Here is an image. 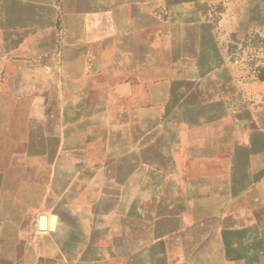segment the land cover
<instances>
[{
	"label": "crops",
	"instance_id": "obj_1",
	"mask_svg": "<svg viewBox=\"0 0 264 264\" xmlns=\"http://www.w3.org/2000/svg\"><path fill=\"white\" fill-rule=\"evenodd\" d=\"M113 2L0 0V264H264V203L245 197L264 178L246 130L263 128L238 91L201 85L161 97L148 141L115 104Z\"/></svg>",
	"mask_w": 264,
	"mask_h": 264
},
{
	"label": "rangeland",
	"instance_id": "obj_2",
	"mask_svg": "<svg viewBox=\"0 0 264 264\" xmlns=\"http://www.w3.org/2000/svg\"><path fill=\"white\" fill-rule=\"evenodd\" d=\"M113 5L115 53L119 44L125 46L124 63L113 71L114 100L133 109L123 120L144 123L147 140L153 141L163 112L161 97L173 89L174 100L180 101L188 90L203 85L238 91L241 104L264 132V0H114ZM192 47L199 57L186 60L185 51ZM246 131L257 140L250 167L264 168V137ZM193 133L195 153L211 158L221 152L213 129L201 127ZM221 164L210 159L201 167L195 160V176L217 173ZM218 180L209 176L205 186ZM257 181V191L244 196L264 203V178ZM216 240L211 249L219 245Z\"/></svg>",
	"mask_w": 264,
	"mask_h": 264
}]
</instances>
